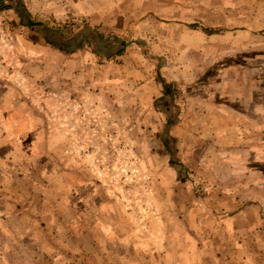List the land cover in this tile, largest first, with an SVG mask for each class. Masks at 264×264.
Segmentation results:
<instances>
[{
  "label": "rangeland",
  "instance_id": "rangeland-1",
  "mask_svg": "<svg viewBox=\"0 0 264 264\" xmlns=\"http://www.w3.org/2000/svg\"><path fill=\"white\" fill-rule=\"evenodd\" d=\"M1 4L0 264H264V0Z\"/></svg>",
  "mask_w": 264,
  "mask_h": 264
},
{
  "label": "trees",
  "instance_id": "trees-1",
  "mask_svg": "<svg viewBox=\"0 0 264 264\" xmlns=\"http://www.w3.org/2000/svg\"><path fill=\"white\" fill-rule=\"evenodd\" d=\"M1 8H11L10 5H0ZM18 16L20 18V23L22 25L26 26H38L39 31L41 32L42 36L44 37L45 41L49 43L50 45L60 49V50H69L71 45H77V47L81 46L86 42L87 44H96L99 45L103 41V34L100 32L93 31L94 36H87V37H80L75 35L72 31L68 29L67 24H58L56 26H48V24H45L43 22H35L33 20H30V14L28 12L18 13ZM121 47H119L114 54L120 55L123 51L124 43L122 42ZM163 85V95H170L171 89H172V83L166 82V80H161ZM171 96V95H170Z\"/></svg>",
  "mask_w": 264,
  "mask_h": 264
}]
</instances>
